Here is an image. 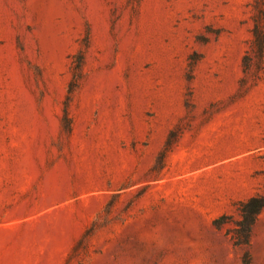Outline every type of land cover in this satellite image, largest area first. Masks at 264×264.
Instances as JSON below:
<instances>
[{
    "label": "rangeland",
    "instance_id": "374dc122",
    "mask_svg": "<svg viewBox=\"0 0 264 264\" xmlns=\"http://www.w3.org/2000/svg\"><path fill=\"white\" fill-rule=\"evenodd\" d=\"M254 11L0 0V264H264V208L247 245L230 236L236 202L264 195V60L242 69ZM193 198L209 218L176 210Z\"/></svg>",
    "mask_w": 264,
    "mask_h": 264
},
{
    "label": "trees",
    "instance_id": "16d2710c",
    "mask_svg": "<svg viewBox=\"0 0 264 264\" xmlns=\"http://www.w3.org/2000/svg\"><path fill=\"white\" fill-rule=\"evenodd\" d=\"M255 11L252 15L253 25L251 28V39L249 48L242 57V69L244 73L249 72L252 65L261 67L264 60V0H254ZM87 37L84 39L86 44ZM84 62V53L78 51L72 56V80L68 86V95L65 101L64 120L71 119L67 111L68 101L71 99V93L78 86V79L82 76V67ZM178 135L177 129H172L166 139V142L159 153V158L171 149ZM236 208L239 211L240 218L235 222L231 231V239L235 245H247L250 241L253 226L259 213L264 208V195L255 194L236 202ZM230 214L222 213L213 218L212 223L220 228L230 218ZM244 264H251L250 255L246 252L243 256Z\"/></svg>",
    "mask_w": 264,
    "mask_h": 264
},
{
    "label": "crops",
    "instance_id": "0c3cea01",
    "mask_svg": "<svg viewBox=\"0 0 264 264\" xmlns=\"http://www.w3.org/2000/svg\"><path fill=\"white\" fill-rule=\"evenodd\" d=\"M212 203L202 198H193L190 200L182 201L178 204V211H191L199 215L201 219L209 218V210L212 207ZM163 208H168L165 205ZM214 215L211 216V219Z\"/></svg>",
    "mask_w": 264,
    "mask_h": 264
}]
</instances>
